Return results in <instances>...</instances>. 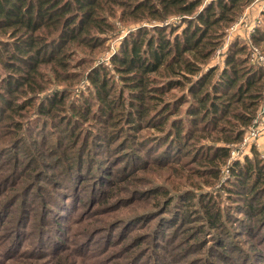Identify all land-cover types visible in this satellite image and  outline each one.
<instances>
[{"label": "trees", "instance_id": "trees-1", "mask_svg": "<svg viewBox=\"0 0 264 264\" xmlns=\"http://www.w3.org/2000/svg\"><path fill=\"white\" fill-rule=\"evenodd\" d=\"M250 1L0 0V123L4 121L3 126L8 127L0 128V256L4 260L13 261L18 255L40 257L45 253L51 257L71 244V233L62 234L65 227L59 216L67 215L68 205L79 197L73 180L85 172L87 176L81 179L92 178V170L97 177L107 175L106 169L100 170L103 165L94 169L92 154L98 148L112 161L129 156L122 175L110 174L114 179L112 186L121 180L127 184L117 201L130 200L133 195L135 200L144 199L153 193L147 205L154 208L120 217L101 229L92 228L90 220L85 221L87 231L76 239L79 242L74 248V254L83 260L108 251L107 264H177L176 254L172 261L167 258L172 238L179 235L174 231L175 222L179 218L181 223L188 222L190 200L195 196L192 189L219 182L224 167L229 173L228 181L221 184L222 192L218 194L221 197L225 193L226 207L211 195L214 192H203L200 197L208 228L214 231L212 240L224 231L225 219L236 218L237 210L250 214L262 210L264 159L257 155L255 147L252 156L244 155L242 160H230V151L242 141L262 109L264 65L251 60L246 42L235 40L224 51L221 69L218 65L206 67L222 42L225 29ZM174 17L180 21L178 24L167 23ZM116 18L125 24L145 23L129 31L111 54V67L94 65L93 57L103 48L106 35L114 30ZM250 40L264 52V16ZM82 79L90 82L86 91L73 90ZM58 84H63L62 89H49ZM41 94L43 100L39 101ZM35 99L38 104H34ZM91 104L97 107L94 116L100 117L97 130L103 142H98L96 132L78 125L79 121L88 122ZM28 118L41 128L40 140L33 142L37 153L24 157V173L20 175L11 168L8 173L5 164L21 163L17 148L21 147L23 153L27 150L26 154L29 151L21 133ZM59 126L62 133L58 132ZM48 153L53 156L47 162L55 163L58 172L60 169L73 174L65 184L64 173L57 183L50 182L53 194L44 196L37 205L28 200L43 175L42 166L35 163L46 161ZM148 164L172 172L157 174L158 182L144 174L130 180L135 170L151 172ZM170 177L175 182L167 186ZM103 183L107 192L108 181ZM140 185L148 188L141 191ZM97 190L101 196V188ZM257 195L260 208L256 210L250 201ZM174 204V210L168 208L160 217L166 215L169 222L165 233L159 232L158 226L152 232V236L162 240L161 245L152 244L148 236L146 241L140 239L139 245L145 241L142 248L131 246L136 244L133 240L119 246V240L140 228L143 217L157 215ZM51 206L53 210H49ZM58 210L57 224L50 236L47 215ZM74 213L70 212L69 220ZM225 214L229 217L222 221ZM118 227L122 232L114 234ZM250 227L243 226L246 231ZM101 231L107 235L104 247L97 252L91 249V242ZM114 247H120L121 252L111 251ZM190 259L191 256L184 264H190ZM67 261L61 256L51 264H70ZM71 264H78V260Z\"/></svg>", "mask_w": 264, "mask_h": 264}, {"label": "rangeland", "instance_id": "rangeland-1", "mask_svg": "<svg viewBox=\"0 0 264 264\" xmlns=\"http://www.w3.org/2000/svg\"><path fill=\"white\" fill-rule=\"evenodd\" d=\"M253 1V0H252ZM203 4H201L202 6ZM264 16V3L263 4H258V3H252L250 1L249 4H247L242 10L239 12V14L236 16L235 20L232 22V26L242 19L240 23H236V27L234 29H231V26L227 27L225 29V35L223 36L222 42L217 46V48L214 50L213 55L206 67H210L213 65H218L219 68L221 69L222 66H224V51L226 50V47L228 44L232 41H239V42H246L248 45V52L251 55L256 50H258L259 53H262L264 55V52L260 49L259 46L256 44H253L250 40L251 35H248L247 32V26L250 24L255 25V29L259 27V25L262 24ZM178 24L180 21L176 19V17L169 19L167 23H172ZM145 22L141 23H135V24H125L121 22L120 19L116 18L113 20V26L114 30L110 32V34L106 35V40L104 41L103 48L99 49L98 52L96 53L95 57H93V64H104L107 67H111V54L115 53L119 46L121 45L123 39L126 37V35L129 33V31L133 30L139 25H144ZM166 23V22H165ZM234 23V24H233ZM246 24V25H245ZM148 28H151L149 24H146ZM183 25V24H182ZM249 42L250 45H249ZM252 45V47H251ZM250 46V48H249ZM255 61V60H254ZM257 62V61H256ZM261 64V63H260ZM264 65V64H262ZM74 72H77L78 69H71ZM117 80V79H116ZM90 83L86 79H82L79 81L75 86L73 87V90L76 88H80L81 90L83 89L86 91V88L89 87ZM86 84V87H85ZM63 84H58V85H51L49 87L53 89H62ZM50 92V91H49ZM39 101L43 100L42 99V94L38 96ZM38 99H35L34 104H38ZM91 111L87 117L88 122H80L78 123L80 129H84L86 131H94L96 132V137H99L100 139L98 142H103L100 137L99 133L100 130H97V127L101 124L99 123V115L97 118L94 116V113L96 110L94 108H97L95 106L90 105ZM262 113L259 111L254 120L253 123L248 127V129L245 132L247 143H238L235 145L234 151L235 154L238 155V159L242 160L244 155H251L252 156V149L256 150L257 155L260 156V158L264 159V123L261 122L263 120L264 122V117L261 115ZM44 116V115H42ZM18 118L17 116H15ZM46 117V116H44ZM30 118V117H29ZM29 118L27 119V125L24 130H21L24 142L26 145H28L29 151L26 154L27 150H24V153L22 152V148L18 147V156L19 160L21 163L16 164L15 166L12 165V161L8 162L5 168H8V170L14 169L16 172L24 173V169H26L27 165L24 163V158L28 154H36V146L33 143L35 139L40 140V135L39 131L41 130L40 127L35 126L34 123H31L29 121ZM23 120V119H22ZM4 121L0 123V128H8L3 126ZM9 124V123H8ZM257 126V127H256ZM47 129H52L50 126L46 127ZM59 133H62V128L59 126L58 127ZM79 129V130H80ZM255 131V134L252 133ZM114 132V131H113ZM134 133V132H132ZM25 134V135H24ZM64 136V135H62ZM119 138V137H118ZM118 138H116L118 140ZM251 142V143H250ZM250 143V145H249ZM48 144H52V141H49ZM248 144V145H246ZM8 145V144H6ZM6 145L4 147H6ZM253 146V148L251 147ZM26 154V155H25ZM40 154V153H39ZM53 155L51 153L47 154V157H45L46 161H39L38 163H35L36 166H42V173L43 175H40V181H38L39 186L37 189H32V194H30L31 201H34L37 205L39 204V201L42 199L44 200V196H48L51 192L50 189V182L57 183L58 180H61L60 178L61 175H63L64 171H57V168L55 166V163L48 161V157H52ZM110 155H104L103 152L101 151V148H98L95 152L92 154V161H94V169H96L98 166L103 165V167L106 170L104 172L107 173V175H101L100 177H97L96 171L92 170V178H84L81 179V177L87 176V173L85 172L83 175H80L81 177L78 178L77 180H73L72 183L77 184L78 186V193L79 197H75L73 199L72 204H69V210L70 212L74 211L73 218L69 220L70 217V212L67 213V215H60V221L64 225L65 228L62 227V234H65L66 236H71V244L66 246V248L62 251H58L56 254H53L51 257H49L46 253L43 254L40 257H32L28 255H18L15 260L7 261L4 260L0 256V264H51L54 262L56 259H60L61 256L63 258H66L68 261L66 263H70L72 260H78V264H107L105 263L107 260V255H109V252H103L98 254L95 257L86 258L82 259L81 257L77 256L74 254V248L77 246L76 239L81 238L82 235H85V232L87 231L86 228H84V223L85 221L91 222V227H99V229L103 228L104 226L107 225V223H110L112 221L118 220V218L123 217V216H130L134 214H140L144 212L147 209H152L154 207H151V205H147V202H151L149 198L153 195V193L146 195L144 199H139L135 200L134 195L132 199L127 200V201H117L121 194L120 190L124 188L126 181L121 180L118 181V185L112 186L110 184L114 179L113 175L121 174L122 175V170L124 168L125 162H127V157L120 156L115 160H110ZM2 158V157H1ZM42 158V157H41ZM41 162V163H40ZM50 162V163H49ZM53 164V165H52ZM105 166V167H104ZM147 168L151 169V172L145 169V171H140V170H135L132 172L130 175V180L135 181L138 179V177L142 176L144 174L148 178H151L153 182H158V175L161 174L164 175L167 172H172V169H167L163 168L159 165L156 164H148L146 165ZM4 168V169H5ZM32 168L27 169L28 171H31ZM11 173L12 171L9 170L8 173ZM76 173V172H75ZM7 174V173H6ZM73 173L66 174L64 173L63 176V184L65 182L70 181L68 178L69 175H72ZM109 174V175H108ZM112 176H111V175ZM228 172H226L225 167L223 168V173L221 176V179L219 182L216 184L212 185H202L200 188L201 189H192L195 192V196L190 200L189 207L192 210V212L188 216V222L181 223L180 218L177 219L175 222V227L174 231L178 232V236L173 237L172 239V245L168 253L171 255H168L167 253V258L168 260L172 261L173 256L176 254L178 263L177 264H184V261L188 259V257L191 256L192 259L190 264H264V220L261 222L260 218L262 217V213H264V203L262 204V210L260 212H257V214H250V213H243L241 210L236 211V218L233 219L234 216L231 217V219L226 220V217H229L227 214L224 217L222 215V221L224 225V231L219 232L214 240H212V237L214 235V231L209 229V221L208 218L204 215L203 209L201 208V195L205 194L207 192H214L211 193V195L215 196V198H218L217 201L222 200L223 203L225 204L224 208L226 207V203H228L227 197L225 196V193L223 195L218 194V192L223 188V182H227V176ZM79 175V174H78ZM105 176H109L105 178ZM135 176V177H134ZM21 177V176H20ZM123 176H121L122 178ZM137 178V179H136ZM162 178V177H160ZM27 179L24 178V180ZM67 179V180H66ZM96 179L95 181H93ZM108 181L107 184V192L104 191L103 189L106 188V184L104 185L103 181ZM169 181L166 182L167 186H170L171 183L175 182L172 177L168 179ZM162 182V180H161ZM221 182V183H220ZM21 185L18 184V186ZM55 185V184H54ZM127 185V184H126ZM175 185V184H174ZM164 188L166 185H163ZM93 188L99 189L101 188L102 190V198H99L96 190H92ZM144 188V189H143ZM148 188V187H147ZM146 187H143V185H140V189L146 190ZM177 188V187H176ZM184 189L186 187H183ZM92 190V193L90 191ZM96 191V192H95ZM202 192V193H201ZM205 192V193H203ZM222 192V190L220 191ZM53 194V193H52ZM50 194V195H52ZM109 195V196H108ZM125 196V195H122ZM1 198V197H0ZM254 208L257 210L259 209V203H258V195L257 199L254 201H250ZM177 203L180 204V201H177ZM237 203V202H236ZM232 204V203H231ZM235 203H233L234 205ZM53 206V205H52ZM49 207L46 209L53 210L54 207ZM21 206H19L20 208ZM176 207V204L170 207H166L164 210H161L158 212L157 215H148L143 217L140 222L141 224L139 225V229H136L132 231L128 237L119 240V246H125L126 242H130L133 240L136 242V244L132 243L131 246H135L137 248H142L145 244V241L148 240V236L151 238V243L152 244H162V240L158 238L157 236L153 235L152 232L154 231L155 227L158 226L159 232H164L165 229L164 227L169 223L165 217L160 218L163 215V212L165 210H174L173 208ZM17 208V209H19ZM157 208V207H155ZM46 211V210H45ZM59 211H53L49 212L47 217L49 218V223L46 228H48L47 232L50 234V236L54 233L55 226L57 224V218H55L56 214H59ZM87 214V216H85ZM84 216V217H83ZM172 217L168 218V220H171ZM73 219H76L73 221ZM80 219V221H78ZM233 219V221H232ZM146 221V222H145ZM221 221V222H222ZM70 226V230L66 231V227ZM241 224V226H240ZM250 224V230H245L243 226H247ZM240 226V227H239ZM35 228V227H34ZM128 228H125L127 230ZM201 230V231H199ZM182 231V232H181ZM199 231V232H198ZM122 230L118 227L115 229V233H121ZM107 235L106 231H101L96 233L95 235V241L91 242L92 247L91 249H95L97 252H100L102 248L104 247V238ZM217 237V239H216ZM222 237H227L226 240L221 239ZM143 239L145 240L141 245H139ZM64 245H66L67 240L64 241ZM149 243H147L146 247L147 248ZM203 245V246H202ZM120 247H114L112 248L111 251L114 249L116 252H121L119 250ZM135 247H130L135 248ZM144 248V250H145ZM110 251V252H111ZM159 252H161L159 250ZM161 257H165L164 253H160ZM160 257V258H161ZM106 258V259H105ZM109 258V257H108ZM208 262V263H207ZM187 263V262H186ZM111 264V263H108ZM172 264V263H171ZM176 264V263H173Z\"/></svg>", "mask_w": 264, "mask_h": 264}, {"label": "built area", "instance_id": "built-area-1", "mask_svg": "<svg viewBox=\"0 0 264 264\" xmlns=\"http://www.w3.org/2000/svg\"><path fill=\"white\" fill-rule=\"evenodd\" d=\"M210 0H205V2H209ZM252 3H258V4H263L264 3V0H253ZM242 21V19H240L239 21H237L236 23H240ZM235 23V24H236ZM234 24V23H233ZM230 25L231 26V29H234L236 27V25ZM246 25V24H245ZM255 31V25L252 23L250 24L249 26H247V32H248V35L250 36L253 32ZM252 47V45H251ZM250 58L252 61H257L258 63H261V64H264V55H262V53H259L258 50H256V52H254L253 50V53L250 55ZM260 112L262 113L261 115L264 117V102H263V106H262V109L260 110ZM262 123L263 120H261ZM257 127V126H256ZM255 134V131L252 132ZM242 143H247V139H246V136L243 137ZM251 143V142H250ZM249 143V145H250ZM248 145V144H246ZM230 160H234V159H237L238 158V155L235 154V151H234V148L232 147V150L230 151ZM227 171V170H226Z\"/></svg>", "mask_w": 264, "mask_h": 264}]
</instances>
